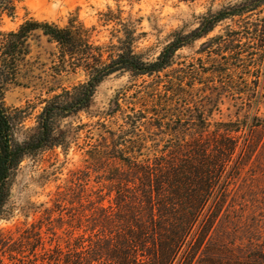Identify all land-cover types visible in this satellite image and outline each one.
<instances>
[{
	"label": "trees",
	"instance_id": "trees-1",
	"mask_svg": "<svg viewBox=\"0 0 264 264\" xmlns=\"http://www.w3.org/2000/svg\"><path fill=\"white\" fill-rule=\"evenodd\" d=\"M22 1L0 0V219L6 217L21 162L43 150L67 149L74 137L71 133L86 124L72 129L64 127L63 121L90 114L96 89L106 78L161 74L175 64L179 50L207 38L197 52L199 63L172 76L167 93L154 90L152 96L140 97L143 108L133 107L128 114L116 100L103 121H97L101 130L95 142L88 144L87 168L111 162L121 165V171L110 168L107 194H103L104 186L88 191L81 176L71 178L64 191L57 192V202L70 205L68 228L56 231L65 225L62 215L57 226H48L43 236L39 220L22 236L24 248L20 250L27 257L21 264H174L211 196L224 193L227 180L234 175L226 177V169L240 139L249 146L252 132L263 126L258 113L264 102V16L259 15L264 0H242L208 11L193 30L175 31L152 60L136 52L142 33L123 17L120 8L99 13L102 26L113 24L108 43L94 40L96 26H86L74 14L64 25L29 18L15 30H2L4 16L14 18ZM234 19L236 27L228 26L224 33L208 37L218 24ZM37 32L57 46L54 75L81 74L84 79L51 89L54 94L43 100L35 132L18 141L17 116L23 110L9 108L4 95L25 65ZM196 82L204 83L205 90L196 88ZM211 90L241 100L239 110H255V116L245 112V120L212 124L208 120L211 108L206 104H211L210 99L200 95ZM118 111L124 114L122 123L108 129L106 119ZM158 135L174 137V142L159 147L154 142Z\"/></svg>",
	"mask_w": 264,
	"mask_h": 264
},
{
	"label": "rangeland",
	"instance_id": "rangeland-1",
	"mask_svg": "<svg viewBox=\"0 0 264 264\" xmlns=\"http://www.w3.org/2000/svg\"><path fill=\"white\" fill-rule=\"evenodd\" d=\"M240 1L242 0H23L18 5L14 18L4 16L1 29L15 30L29 18L64 25L68 17L74 14L86 26H96L94 40L108 43L113 24L102 26L99 13L107 11L109 7L114 10L120 8L123 17L130 19L137 26L138 33H142L136 43V52L152 60L171 40L175 31L189 32L198 26L201 16L208 11H217ZM263 9L259 14L262 17ZM235 20L218 24L208 37L224 33L228 26L236 27ZM206 39H200L179 50L175 64L161 74L142 77L129 74L109 76L97 87L90 114L81 113L63 121L64 127L72 129L86 124L81 126L83 129L71 133L74 137L67 149L55 147L43 150L21 162L13 180L6 217L0 219V264H21L27 260L20 251L24 248L22 236L39 220L43 224V236L48 226H57L58 218L62 215L65 225L62 230L56 231L62 233L68 228L66 222L70 218L66 212L70 205L68 202H57V192L64 191L63 188H66L71 178L81 176L84 180L82 184L88 191L104 186L103 194H107L110 168L117 167L121 171V165L111 162L107 166L90 165L87 168L88 144L90 141L95 142L101 130L96 125L97 121L100 118L103 121L104 113L114 107L113 102L116 100L122 112L128 114L133 107L143 108L138 101L140 97L147 94L152 96L154 90L161 94L167 93L172 86V76L179 71H189L194 62L199 63L201 55L197 52ZM57 53L55 43L41 33H35L25 65L15 83L9 85L5 92L6 105L13 110H23L17 116L15 136L18 141L25 140L35 132L43 100L54 94L50 92L51 89L84 79L81 74L56 77L52 66L57 60ZM206 58L204 57L203 62H206ZM205 87L204 83L196 82V88L205 90ZM200 95L210 99L211 104H206L211 108L212 115H208V120L212 124L238 118L245 120V112L250 117L255 116V110H239L241 100L233 99L227 94L216 95L211 90L200 92ZM196 99L199 100L198 97ZM122 112L118 111L114 117L106 119L108 129H116L122 123ZM258 116L263 126L252 132L249 146L245 145L243 137L240 139L226 169V177L234 175L227 180L224 193L217 191L211 196L188 243L174 264H264V102ZM174 126L178 128L179 123ZM188 130L191 133L194 131L193 128ZM190 138L188 136L186 140ZM169 140L174 142V137L158 135L154 142L162 147ZM109 200L110 197L106 195V206L109 205ZM50 213L53 225L49 222ZM11 255L17 260H12Z\"/></svg>",
	"mask_w": 264,
	"mask_h": 264
}]
</instances>
